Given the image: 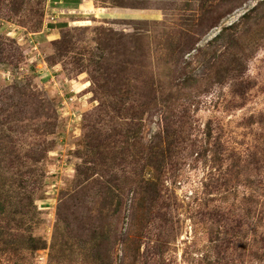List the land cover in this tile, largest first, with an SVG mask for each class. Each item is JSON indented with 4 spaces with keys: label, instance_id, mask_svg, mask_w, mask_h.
Here are the masks:
<instances>
[{
    "label": "rangeland",
    "instance_id": "rangeland-1",
    "mask_svg": "<svg viewBox=\"0 0 264 264\" xmlns=\"http://www.w3.org/2000/svg\"><path fill=\"white\" fill-rule=\"evenodd\" d=\"M60 1L0 0V264H264V0Z\"/></svg>",
    "mask_w": 264,
    "mask_h": 264
},
{
    "label": "crops",
    "instance_id": "crops-1",
    "mask_svg": "<svg viewBox=\"0 0 264 264\" xmlns=\"http://www.w3.org/2000/svg\"><path fill=\"white\" fill-rule=\"evenodd\" d=\"M62 5H59V6H56L54 11H56V14L55 15H52L51 18H54L52 19L53 22L55 23V25H53V29H60V28H64L65 26H67V24H72V21H71V17H68V16H62V14L64 13H72V11H74L76 7H71V6H66L64 1L61 0L60 1ZM77 6H80L82 7V5L80 3H76ZM55 16H57L55 18ZM57 26V27H56Z\"/></svg>",
    "mask_w": 264,
    "mask_h": 264
}]
</instances>
